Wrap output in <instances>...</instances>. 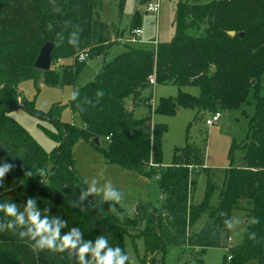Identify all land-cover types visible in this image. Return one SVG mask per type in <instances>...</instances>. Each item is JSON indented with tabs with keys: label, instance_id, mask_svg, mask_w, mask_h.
Segmentation results:
<instances>
[{
	"label": "trees",
	"instance_id": "obj_1",
	"mask_svg": "<svg viewBox=\"0 0 264 264\" xmlns=\"http://www.w3.org/2000/svg\"><path fill=\"white\" fill-rule=\"evenodd\" d=\"M98 2L0 0V157L16 165L5 175L0 202L13 201L22 207L26 196H35L38 207L52 205L48 215L61 216L69 227H79L86 239L106 235L123 251V235L137 231L145 246L141 264H154L155 255L167 246L185 248L177 264H206L201 256L206 249L220 245V232L228 225L231 210L244 209L241 202L249 201L252 221L245 226L242 242L228 247L220 264H242L250 259L264 264V95L260 94L264 89V0L178 2L170 41H157L153 49L128 47L104 61L90 82L74 88L66 104L53 103L46 113H41L20 92L19 84L28 79L35 83L42 77L46 85L53 87L74 85L83 61L74 66L65 64L59 72H54L53 66L39 70L33 64L45 42L53 44L51 60L70 59L84 49L89 57L108 48L113 41L105 35L107 26L97 13ZM136 16L134 12L129 30L139 27ZM150 75L154 84L196 86L198 95L179 91L174 100L163 98L154 109L148 106L138 116L126 102L143 101L144 89H149L150 98ZM249 90L253 92L255 109L249 118L246 139L240 145L242 164L226 169L216 207L205 203L191 206V168L201 166V152L186 142L174 149L171 164L160 169L166 126L153 125L152 112L173 114L183 107L213 114L243 103ZM97 92L103 95L97 96ZM20 107L53 123L55 131L49 136L55 146L50 152L10 115ZM64 107L70 109L74 121L60 122ZM77 136L99 151L106 163L154 178L161 205L138 203L131 218L116 205V213H112L108 202L101 205L89 196L83 202L84 211L72 207V202L79 200L77 185L82 180L73 168L71 155ZM95 137L98 145L93 141ZM29 168L34 177L26 178L23 173ZM39 168L49 170V186L42 185L35 176ZM19 181H24L23 188ZM205 209L208 217L202 229L190 231ZM65 231L67 228L61 229V233ZM0 264L76 262L67 252H33L27 243L5 232L0 234Z\"/></svg>",
	"mask_w": 264,
	"mask_h": 264
},
{
	"label": "rangeland",
	"instance_id": "obj_2",
	"mask_svg": "<svg viewBox=\"0 0 264 264\" xmlns=\"http://www.w3.org/2000/svg\"><path fill=\"white\" fill-rule=\"evenodd\" d=\"M180 1L184 0H159L160 8L156 20L155 15L145 12L143 0H122L121 5V0H99L97 13L100 20L107 26L106 37L110 41L114 40L111 41V45L105 50L85 58L73 86L53 87L46 85L43 78L38 77L35 83L29 79L22 81L18 86L20 92L43 114L53 103L66 104L73 89L90 82L104 61L118 55L128 47L153 49L152 40L154 39L159 43L170 41L175 31V8ZM134 12H137V22L142 33L134 42H122L120 39L123 38L122 34L129 30V23ZM83 51L88 53V50L84 49L81 52ZM79 62L77 54L70 59L52 58L51 68L53 66L54 72H59L65 64L70 63L74 66V63L77 65ZM151 86L150 98L147 94L149 89H144L143 101L133 103L127 100L126 102L127 107L134 108L135 114L138 116L143 115L148 106L154 109L163 98L170 97L174 100L179 91L193 96H197L199 92L196 86L179 88L171 83ZM260 94L264 95V89L260 90ZM254 105L253 92L249 90L247 99L243 103L229 109H219L218 120L209 126L204 123V120L210 117L211 111L178 107L173 114L152 112V124L166 126V131L161 139L160 169L171 164L174 149L184 146L186 142L190 147L193 145L201 152V166L191 168L190 176L193 180L189 195L191 206L200 203H205L209 207L218 205L226 169L240 167L242 164L240 145L246 139L249 118L254 114ZM10 115L45 151L50 152L54 148L55 142L49 136V132L55 131L51 121L41 119L21 107L13 110ZM75 119L68 107L61 110L60 122L69 123ZM71 155L74 161L73 168L81 179L96 177L101 184L105 180L112 182L113 188L121 195V203L116 206L126 217L134 216V207L138 203L150 202L156 207L161 205V193L154 178H148L133 169H127L118 164L106 163L103 155L82 136L75 138L71 147ZM89 198L98 201V197L89 196ZM107 202L108 204L113 203L112 201ZM241 206L244 209L234 208L231 210L229 223L220 232V245L206 249L201 256L206 264L222 263L227 254L226 249L242 242L245 226L252 221V216L248 211L252 204L249 201H243ZM110 211L116 213L115 207ZM207 217L208 209H205L191 224L189 230L199 232ZM120 221L122 224L125 223ZM136 234L137 231H129L124 234L123 247L133 264H141L145 246L142 237ZM184 250L185 248L180 246H167L162 253L155 255L154 264H177V259ZM242 264H258V261L250 259Z\"/></svg>",
	"mask_w": 264,
	"mask_h": 264
},
{
	"label": "clouds",
	"instance_id": "obj_3",
	"mask_svg": "<svg viewBox=\"0 0 264 264\" xmlns=\"http://www.w3.org/2000/svg\"><path fill=\"white\" fill-rule=\"evenodd\" d=\"M47 27L51 28V25L48 24ZM55 43L58 44V40ZM69 43L73 41L69 40ZM102 95V92H97V96ZM15 167L14 163L5 162L4 158L0 157V187L4 185L5 175ZM48 172L45 168L35 170V176L39 177V182L44 186H49ZM23 176L34 177L33 170H25ZM19 186L23 188L24 181H19ZM77 187L80 188L79 200L72 202V207L81 211H84L83 202L88 196L98 197V203L101 205L112 201L109 209L121 203V195L113 188L110 180L101 184L96 177H84ZM51 207L52 205L38 207L37 198L31 195L26 196L22 207L13 201L0 202V234L7 232L18 237L27 243L33 252H67L76 264H133L129 254L119 245L110 243L106 235L100 234L93 239H86L79 227H69L68 221L61 216L48 215ZM66 228L67 231L61 233V229Z\"/></svg>",
	"mask_w": 264,
	"mask_h": 264
},
{
	"label": "built area",
	"instance_id": "obj_4",
	"mask_svg": "<svg viewBox=\"0 0 264 264\" xmlns=\"http://www.w3.org/2000/svg\"><path fill=\"white\" fill-rule=\"evenodd\" d=\"M159 8H160L159 0H148L145 2V5H144L145 12L155 15L156 20H157ZM141 33H142V30L140 27H134L128 30L127 33L123 36V38L120 40L124 42H134ZM156 43H157V40L154 39L153 44H156ZM86 57H87L86 51H83L77 54V60L79 61H84ZM148 80L151 85H154L153 75L148 76ZM219 116H220V113L218 111L214 112L213 114L210 115L209 118L205 120V124L208 126L212 125L218 120ZM107 138L108 137H106L105 139Z\"/></svg>",
	"mask_w": 264,
	"mask_h": 264
},
{
	"label": "water",
	"instance_id": "obj_5",
	"mask_svg": "<svg viewBox=\"0 0 264 264\" xmlns=\"http://www.w3.org/2000/svg\"><path fill=\"white\" fill-rule=\"evenodd\" d=\"M229 35H233L234 31H228ZM239 36H242V33H239ZM53 44L50 42H45L36 56L33 66L39 70H48L51 66V50ZM30 113H33L30 111ZM34 114V113H33ZM95 144H99V140L97 137L93 139Z\"/></svg>",
	"mask_w": 264,
	"mask_h": 264
},
{
	"label": "crops",
	"instance_id": "obj_6",
	"mask_svg": "<svg viewBox=\"0 0 264 264\" xmlns=\"http://www.w3.org/2000/svg\"><path fill=\"white\" fill-rule=\"evenodd\" d=\"M128 31V30H127ZM127 33V32H126ZM126 33H123L122 35L124 36ZM112 41V40H111ZM114 41V40H113ZM117 41V40H116ZM120 41H122V40H120ZM153 41V40H152ZM122 42H124V41H122Z\"/></svg>",
	"mask_w": 264,
	"mask_h": 264
}]
</instances>
